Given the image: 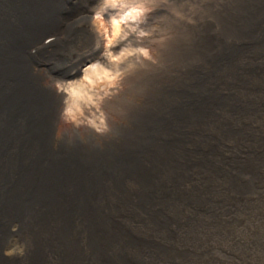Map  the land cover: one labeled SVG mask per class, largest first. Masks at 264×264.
Segmentation results:
<instances>
[{"label": "bare ground", "instance_id": "1", "mask_svg": "<svg viewBox=\"0 0 264 264\" xmlns=\"http://www.w3.org/2000/svg\"><path fill=\"white\" fill-rule=\"evenodd\" d=\"M250 218L264 0H0V264H248Z\"/></svg>", "mask_w": 264, "mask_h": 264}, {"label": "rangeland", "instance_id": "2", "mask_svg": "<svg viewBox=\"0 0 264 264\" xmlns=\"http://www.w3.org/2000/svg\"><path fill=\"white\" fill-rule=\"evenodd\" d=\"M214 14L217 15L215 10H214ZM61 70L63 69H58V73H62ZM255 205L256 203L253 204V206ZM254 211L257 213V215L258 213L262 212L261 210H254ZM232 216H235V215H232ZM252 219L250 218L251 221L249 220L248 222H244V224L238 228V232H236V236L240 243L238 247L234 248V253H238V254H241L244 252L247 253L249 255V257L247 258L248 264H264V261H263L264 259L257 258V255H260V256L264 255L259 248V245H260L259 242H261L263 238V234H262V222L263 221L261 222V221H258L257 219H254V220ZM251 227H253V229H251ZM255 230L259 231L257 235H255L256 233H254ZM256 238L258 239L259 242L254 240ZM252 247H253V251L252 250L250 251V248ZM212 255L218 261L220 260L222 262L221 264H238V263L242 264L240 259L236 258L235 256H232L230 253L228 254V252L226 251H222L218 249V250H215L212 253ZM249 260L253 261V263H251ZM256 260L258 262H256Z\"/></svg>", "mask_w": 264, "mask_h": 264}]
</instances>
